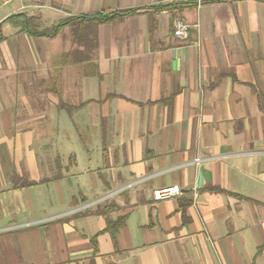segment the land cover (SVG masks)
Segmentation results:
<instances>
[{"label":"crops","instance_id":"crops-1","mask_svg":"<svg viewBox=\"0 0 264 264\" xmlns=\"http://www.w3.org/2000/svg\"><path fill=\"white\" fill-rule=\"evenodd\" d=\"M12 3L0 264H264V0Z\"/></svg>","mask_w":264,"mask_h":264},{"label":"built area","instance_id":"built-area-1","mask_svg":"<svg viewBox=\"0 0 264 264\" xmlns=\"http://www.w3.org/2000/svg\"><path fill=\"white\" fill-rule=\"evenodd\" d=\"M13 0H0V7L6 4H9ZM169 1H194L198 5L203 4L206 0H169ZM173 23V33L174 35L180 39L185 40L189 36V22L179 13H175L172 17ZM199 159H197L198 161ZM182 193V189L178 185H168L158 187L153 190V198L154 200H160L163 198L179 195Z\"/></svg>","mask_w":264,"mask_h":264},{"label":"trees","instance_id":"trees-1","mask_svg":"<svg viewBox=\"0 0 264 264\" xmlns=\"http://www.w3.org/2000/svg\"><path fill=\"white\" fill-rule=\"evenodd\" d=\"M133 10H134V9L128 10V11H126L125 13L132 12ZM22 14H23V13H20V14H15V13H14V14L8 16L5 20H3V21L0 23V41L3 40V35H2V29H1V27H2V25H3V23H4L5 21H9V22H12V23L15 24L16 21H17V23H19V19H18V18L23 17V22H24V24H23V29H25V30L28 31V32H31V30L29 29V26H28L29 23H30V19H29L28 17L22 15ZM21 15H22V16H21ZM98 16H99V17H102V15H100V14H99ZM110 17H111V15L103 16V17H102V20H108V19H110ZM39 34H45V33L43 32V33H39ZM123 223H124V218H121V219L119 220V222H116V223H112L111 221H109L108 229L111 230L113 236H116L118 226L123 225ZM113 227H114V229H113Z\"/></svg>","mask_w":264,"mask_h":264},{"label":"rangeland","instance_id":"rangeland-1","mask_svg":"<svg viewBox=\"0 0 264 264\" xmlns=\"http://www.w3.org/2000/svg\"><path fill=\"white\" fill-rule=\"evenodd\" d=\"M13 5H14V4L12 3V4H9V5L5 6V7L0 8V15H1L3 12L7 11L8 9H10Z\"/></svg>","mask_w":264,"mask_h":264}]
</instances>
